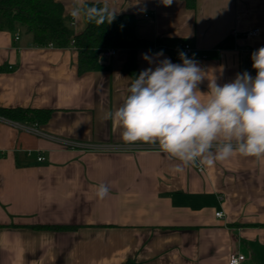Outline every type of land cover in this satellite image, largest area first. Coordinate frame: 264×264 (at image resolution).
I'll list each match as a JSON object with an SVG mask.
<instances>
[{
    "label": "crops",
    "instance_id": "obj_1",
    "mask_svg": "<svg viewBox=\"0 0 264 264\" xmlns=\"http://www.w3.org/2000/svg\"><path fill=\"white\" fill-rule=\"evenodd\" d=\"M59 1L75 33L86 21L74 9L101 1L135 16L136 34L153 45L101 50L96 67L81 73L75 46H38L20 26L0 30V104L52 110L40 125L0 116V264H229L235 252L242 264H264V160L233 156L175 172L179 161L157 145L125 143L104 118L135 78L125 64L134 57L139 72L154 67L143 54L162 50L159 59L182 63L179 46L189 43L188 58L209 81L255 76L264 0H197L195 8L184 0ZM100 184L109 186L102 200Z\"/></svg>",
    "mask_w": 264,
    "mask_h": 264
},
{
    "label": "clouds",
    "instance_id": "obj_2",
    "mask_svg": "<svg viewBox=\"0 0 264 264\" xmlns=\"http://www.w3.org/2000/svg\"><path fill=\"white\" fill-rule=\"evenodd\" d=\"M161 2L170 6L173 0ZM81 14L110 24L116 13L107 8L74 9V16ZM162 56V50L154 56L143 54L154 67L131 79L121 105L105 113L104 118L120 129L122 140L157 145L169 159L179 161L175 172L212 166L233 156L264 160V46L251 54L255 76L244 71L223 85L216 78L209 81L207 72L183 51L182 63L159 59ZM205 79L206 93L198 87ZM95 194L104 199L109 186L100 184Z\"/></svg>",
    "mask_w": 264,
    "mask_h": 264
},
{
    "label": "trees",
    "instance_id": "obj_3",
    "mask_svg": "<svg viewBox=\"0 0 264 264\" xmlns=\"http://www.w3.org/2000/svg\"><path fill=\"white\" fill-rule=\"evenodd\" d=\"M190 8H195L197 0H184ZM104 9L101 1H86L81 8ZM109 13H112L108 10ZM86 26L80 33L72 29V20L65 13V6L59 0H0V30L21 26L30 34L38 46L52 43L56 47L73 45L79 51V72L96 67L101 50L107 48H128L132 51L151 47L153 41L136 34V18L131 14L116 13L110 24L90 21L85 15ZM205 56L209 51L202 52ZM124 68L133 76L139 74L134 57ZM52 110L32 107H7L0 104V116L21 123L43 124L51 117ZM35 228L69 229L71 225L36 224Z\"/></svg>",
    "mask_w": 264,
    "mask_h": 264
},
{
    "label": "built area",
    "instance_id": "obj_4",
    "mask_svg": "<svg viewBox=\"0 0 264 264\" xmlns=\"http://www.w3.org/2000/svg\"><path fill=\"white\" fill-rule=\"evenodd\" d=\"M259 28H255L253 30H250L247 32V35H257L259 33ZM18 38V37H16ZM49 46H53L52 43H49ZM179 49L183 50L187 55L191 54L193 52V49L191 47V45L189 43H184L182 46H179ZM115 53V48H107L104 50L103 54L105 55H113ZM30 130L35 131L37 133H39V131L37 129H33L31 128ZM68 146L73 145V143L71 141L68 140H63ZM45 159L44 156L40 155L38 156V160L39 161H43ZM198 171L202 172L204 170L203 167H198ZM217 216H222L223 212L222 211H218ZM245 259V255L241 254L239 252H235L230 256L229 259V264H242L243 260Z\"/></svg>",
    "mask_w": 264,
    "mask_h": 264
},
{
    "label": "rangeland",
    "instance_id": "obj_5",
    "mask_svg": "<svg viewBox=\"0 0 264 264\" xmlns=\"http://www.w3.org/2000/svg\"><path fill=\"white\" fill-rule=\"evenodd\" d=\"M20 27H21V26H20ZM21 28H22V27H21ZM22 29H23V28H22ZM23 32H25L24 29H23Z\"/></svg>",
    "mask_w": 264,
    "mask_h": 264
}]
</instances>
